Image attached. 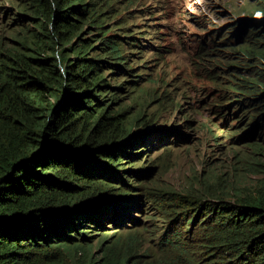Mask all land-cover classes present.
Masks as SVG:
<instances>
[{"label": "trees", "instance_id": "obj_1", "mask_svg": "<svg viewBox=\"0 0 264 264\" xmlns=\"http://www.w3.org/2000/svg\"><path fill=\"white\" fill-rule=\"evenodd\" d=\"M122 1L136 0L16 6L17 21L34 30L22 32L19 47L0 50V264H264V22L243 23L219 42L231 52L223 62L230 78L212 77L225 90L215 115L234 136L248 130L238 138L262 157L250 162L262 176L242 184L211 172L198 187L158 190L122 174L142 177L138 161L168 139L133 133L125 108L112 110L122 84L101 75L111 69L103 64L132 72L141 62L129 57L146 37L106 26L122 15ZM87 26L102 33L97 42L71 45ZM100 169L126 187L101 179ZM138 210L152 222L135 218ZM110 224L133 228L110 234Z\"/></svg>", "mask_w": 264, "mask_h": 264}, {"label": "rangeland", "instance_id": "obj_2", "mask_svg": "<svg viewBox=\"0 0 264 264\" xmlns=\"http://www.w3.org/2000/svg\"><path fill=\"white\" fill-rule=\"evenodd\" d=\"M31 1L0 0V50L19 47L22 32L34 30L30 20L17 21L15 15L19 2ZM118 3L122 15L112 18L106 26L123 28L118 33L141 32L136 35L146 38L142 41L145 47L130 54V64L141 60L132 72L120 71L118 65L103 64V68H111L101 70L103 79L114 75L118 77L117 83L122 84L112 110L125 108L124 120L132 119L133 133L152 131L162 139H168L158 149L149 152L148 160H144L143 154L142 161H138L137 164L145 162L140 165V170H134L142 171V177L133 176L127 180L122 174L123 179L135 186L142 183L150 188L174 192L198 187L200 177L211 172L237 183H255L262 173L252 163L262 157L251 155L249 150H253L239 141L238 137L248 130L234 136L235 133L227 131L228 124L223 125L215 115L212 104L224 98L225 90L212 77L227 84L230 77L223 62L231 58V52L224 50L219 42L243 23L264 22V0H136L130 4L126 1ZM250 29L248 27L247 31ZM82 33L80 41L76 38L71 45H90L102 35L91 26L85 27ZM202 47L212 51V55L204 56L200 52ZM96 50L100 55H107L99 44ZM215 58L222 60L214 61ZM257 58L253 56L251 61L255 62ZM254 72L252 69L251 73ZM137 116L141 118L137 120ZM143 150L147 152V148ZM245 153L252 157L246 160ZM128 160L125 159L124 164H128ZM99 173H102L101 179L126 187L109 171L100 169ZM139 193L140 189L131 191V194ZM139 203L143 204V201ZM144 208L150 207L145 205ZM147 212L138 210L132 214L148 225L152 220L145 218ZM140 226L143 225L139 223ZM115 227L123 232L133 228L110 224L106 229L112 234Z\"/></svg>", "mask_w": 264, "mask_h": 264}]
</instances>
